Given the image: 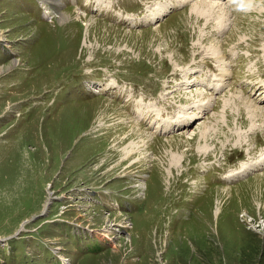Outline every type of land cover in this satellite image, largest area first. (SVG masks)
I'll use <instances>...</instances> for the list:
<instances>
[{"label":"rangeland","instance_id":"rangeland-1","mask_svg":"<svg viewBox=\"0 0 264 264\" xmlns=\"http://www.w3.org/2000/svg\"><path fill=\"white\" fill-rule=\"evenodd\" d=\"M41 1L0 0V264H264V0Z\"/></svg>","mask_w":264,"mask_h":264},{"label":"bare ground","instance_id":"bare-ground-1","mask_svg":"<svg viewBox=\"0 0 264 264\" xmlns=\"http://www.w3.org/2000/svg\"><path fill=\"white\" fill-rule=\"evenodd\" d=\"M58 4H60V2L58 1V0H55ZM96 1V3H98L97 4V7H99V4L100 3H104V0H95ZM107 1V0H106ZM42 2V5H44L45 6V8L46 9H48L47 10V14H50V7H48L49 5H48V3H45L43 0L41 1ZM165 3V2H164ZM163 3V4H164ZM104 5V4H103ZM105 5H109V2H107V3H105ZM171 5H172V2H166L165 3V5H164V7H168V9L167 8H164L163 10H162V12L159 14V15H157V17H155V18H153L152 16V14H149L150 12H151V9H148L150 12L148 13V14H146V16L144 17V18H142V19H139V20H141V21H144V22H150V23H153V21H155V19H157V18H159L160 16H162V15H164L166 12H168V10H169V8L171 7ZM175 5V4H174ZM173 5V6H174ZM211 5V4H210ZM197 6V5H196ZM212 6H213V4H212ZM161 7V6H160ZM160 7H155L154 8V10L152 11V12H155V10H157V9H159ZM214 7V6H213ZM218 7V6H217ZM98 9H102V7H99ZM195 9V8H194ZM198 9V8H197ZM208 9V8H207ZM200 10V9H199ZM209 10V9H208ZM212 10H213V8H212ZM52 11V10H51ZM207 11V10H206ZM203 12V11H202ZM156 13V12H155ZM204 13V12H203ZM82 14V13H81ZM216 14H217V12H216ZM215 14V15H216ZM219 14V13H218ZM58 16V15H57ZM70 18V16L68 15V13L67 12H65V13H63V14H61V17L59 18V22H61V23H66L68 20H70L69 19ZM208 18H210V17H208ZM212 18V17H211ZM132 20V19H131ZM134 22V21H133ZM0 38H1V36H0ZM217 53H218V51H217ZM225 73V72H224ZM223 73V74H224ZM94 89H96V88H94ZM98 89V91H95V92H99V88H97ZM103 89H105V88H103ZM106 90V89H105ZM241 98V97H240ZM243 99H240V102H243L242 101ZM232 101V100H231ZM248 103V102H247ZM246 105V104H245ZM247 106V105H246ZM146 106H142V104H141V108H142V110H140L138 113H139V117L140 118H143V117H145L144 116V114L146 115V116H148L149 117V119H150V122L152 123V125L154 126V125H157L158 124V126H159V128H160V131H162V132H164V133H167V132H169L170 130H171V125H172V122L170 121V120H168V119H171V118H167L166 120H163V119H161V118H159L160 117V111H157V110H155V111H153V110H151L150 108H148V107H146L147 108V110L146 109H144ZM247 107H249V108H251L250 109V111H254V112H256V111H258L257 109H255V108H252L253 106H252V104L250 103V105H248ZM200 109V108H199ZM152 112H155V113H152ZM151 113V114H150ZM154 114V115H153ZM256 114H257V112H256ZM159 120H161V121H159ZM175 123V122H174ZM178 123V122H177ZM181 124V123H180ZM139 131V130H138ZM205 133V132H204ZM249 165V164H248ZM252 165H257V166H264V157L263 158H261L258 162L256 161V163H254V164H250L249 166H247V165H243L244 167H243V169L241 170V171H238V172H234L231 176H239V175H244L246 172H249V169H252V168H254ZM247 175V174H246ZM230 176V177H231Z\"/></svg>","mask_w":264,"mask_h":264},{"label":"clouds","instance_id":"clouds-1","mask_svg":"<svg viewBox=\"0 0 264 264\" xmlns=\"http://www.w3.org/2000/svg\"><path fill=\"white\" fill-rule=\"evenodd\" d=\"M233 3H236L238 5V7L241 9L244 8V4H243L242 0H233Z\"/></svg>","mask_w":264,"mask_h":264},{"label":"water","instance_id":"water-1","mask_svg":"<svg viewBox=\"0 0 264 264\" xmlns=\"http://www.w3.org/2000/svg\"><path fill=\"white\" fill-rule=\"evenodd\" d=\"M50 201H54V197H52L51 199H50ZM49 203V202H48ZM46 207H47V204H46ZM45 207V208H46ZM46 214V211L44 210L43 212H42V215H45Z\"/></svg>","mask_w":264,"mask_h":264}]
</instances>
